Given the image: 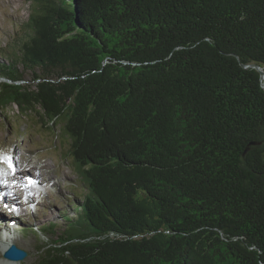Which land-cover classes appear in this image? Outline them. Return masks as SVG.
Wrapping results in <instances>:
<instances>
[{"label": "trees", "instance_id": "16d2710c", "mask_svg": "<svg viewBox=\"0 0 264 264\" xmlns=\"http://www.w3.org/2000/svg\"><path fill=\"white\" fill-rule=\"evenodd\" d=\"M33 2L0 108L60 125L83 186L39 264H264V0Z\"/></svg>", "mask_w": 264, "mask_h": 264}, {"label": "rangeland", "instance_id": "374dc122", "mask_svg": "<svg viewBox=\"0 0 264 264\" xmlns=\"http://www.w3.org/2000/svg\"><path fill=\"white\" fill-rule=\"evenodd\" d=\"M32 3L0 0V49L14 38ZM18 69L23 70L22 64ZM24 76L19 84L34 88L37 81L31 70H25ZM59 126L34 110L22 111L17 104L0 108V154L10 156L15 168L13 172L0 162V169L8 173L0 176V219L14 226L15 243L29 253L20 264H39L47 247L67 226L66 213H76L70 205L72 196L83 191L72 168L69 140ZM51 222L58 226L55 235L43 230Z\"/></svg>", "mask_w": 264, "mask_h": 264}, {"label": "bare ground", "instance_id": "6f19581e", "mask_svg": "<svg viewBox=\"0 0 264 264\" xmlns=\"http://www.w3.org/2000/svg\"><path fill=\"white\" fill-rule=\"evenodd\" d=\"M263 82H264V79H263ZM2 219H0V225L3 226V227L0 226V264H20L21 261H12V260L6 259L3 256V252L6 249V247L10 244H14L18 240V234H16V231L13 225L12 226L7 225V223L3 221ZM16 245L18 246V244Z\"/></svg>", "mask_w": 264, "mask_h": 264}, {"label": "water", "instance_id": "95a60500", "mask_svg": "<svg viewBox=\"0 0 264 264\" xmlns=\"http://www.w3.org/2000/svg\"><path fill=\"white\" fill-rule=\"evenodd\" d=\"M255 68H257L260 73L262 78L264 79V70L259 66V65H252ZM263 87H264V82H263ZM29 253L27 250L18 247L15 243L10 244L6 247V249L3 252V256L6 259L12 260V261H22L28 257Z\"/></svg>", "mask_w": 264, "mask_h": 264}, {"label": "snow or ice", "instance_id": "6c2138e0", "mask_svg": "<svg viewBox=\"0 0 264 264\" xmlns=\"http://www.w3.org/2000/svg\"><path fill=\"white\" fill-rule=\"evenodd\" d=\"M0 162L7 164L9 169H12L13 172L15 171L14 165L12 163V158L10 156L0 154ZM8 173L5 172L3 169H0V176H6ZM4 183H7V180L5 179L3 181Z\"/></svg>", "mask_w": 264, "mask_h": 264}]
</instances>
